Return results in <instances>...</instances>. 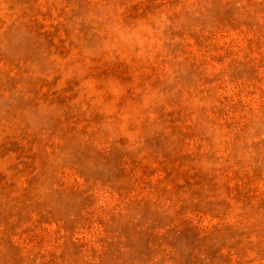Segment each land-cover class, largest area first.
<instances>
[{
    "label": "rangeland",
    "instance_id": "374dc122",
    "mask_svg": "<svg viewBox=\"0 0 264 264\" xmlns=\"http://www.w3.org/2000/svg\"><path fill=\"white\" fill-rule=\"evenodd\" d=\"M0 264H264V0H0Z\"/></svg>",
    "mask_w": 264,
    "mask_h": 264
}]
</instances>
